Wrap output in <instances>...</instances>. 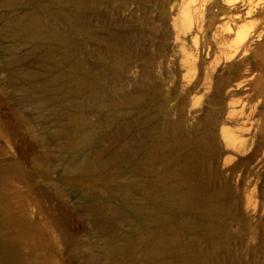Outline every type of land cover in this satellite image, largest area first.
Wrapping results in <instances>:
<instances>
[{"label": "rangeland", "instance_id": "1", "mask_svg": "<svg viewBox=\"0 0 264 264\" xmlns=\"http://www.w3.org/2000/svg\"><path fill=\"white\" fill-rule=\"evenodd\" d=\"M202 1L0 0V30L32 15L54 35L53 41L32 42L18 30L0 34V247L20 239L11 257L0 254V264H105L100 251L115 241L127 247L108 264H145L144 247L184 225L192 228L180 229L190 248L153 264H264V226L257 227L256 241L249 232L251 219L261 215L264 188H233L236 178L222 173L236 152L212 125L220 106L213 96L199 92L201 106L185 107L186 58L200 57L216 69L224 64L216 53L207 56L202 45L210 43L199 38L196 45L191 34L188 9L196 14ZM227 3L243 15L264 0H217L207 12ZM221 21L209 23L221 27ZM252 23L246 19L237 27L250 30ZM17 73L25 80L14 79ZM220 75L229 87L249 77L244 65ZM50 81L55 83L37 90ZM80 81L85 89H78ZM89 98L95 106L77 105ZM36 101L44 104L41 109ZM70 116L88 124L83 135L93 136V148L102 154L96 163L105 165L81 169L90 150L75 149L70 134L62 133ZM210 134L216 152L208 145ZM261 160L248 165L259 170ZM161 173L185 191L196 190L186 206L164 210L156 198L124 184ZM259 176L264 186V167ZM98 205L119 216L97 211Z\"/></svg>", "mask_w": 264, "mask_h": 264}, {"label": "bare ground", "instance_id": "2", "mask_svg": "<svg viewBox=\"0 0 264 264\" xmlns=\"http://www.w3.org/2000/svg\"><path fill=\"white\" fill-rule=\"evenodd\" d=\"M124 4L127 1L124 0ZM225 1V0H223ZM217 0H203L202 5L198 8L196 14L193 8L188 9L187 20L189 21L191 34L195 44H199V38L207 41L203 43L202 47L207 48V56L216 53L218 57L223 59L224 64L220 69L204 65V59L197 57L194 59L186 58L183 65L184 73L182 77V92L187 98L185 107L192 110L201 106V99L195 95L203 92L204 98L213 96L215 106L220 105L219 108L213 110V114L219 113L218 118H213L212 125L220 127L222 140L231 145L236 152V161H226L223 164L222 173L235 179L233 188H264L263 181L259 174L262 172L263 166L259 170H254L248 164L253 160L262 157L261 162H264V3L262 7L249 9L246 13L241 15L240 8L234 6V3H227L228 8L222 7L214 13L207 12L210 7L214 6ZM123 4V5H124ZM202 8V9H201ZM190 10V11H189ZM193 10V11H192ZM197 10V9H196ZM194 14V15H193ZM219 18L222 20L217 27L209 20ZM194 19L196 20L194 22ZM252 19L250 30L241 29L237 27L242 21ZM41 20L35 16L28 15L24 18L14 20L9 25V30L14 32L16 30L28 34L29 40L32 42L39 41H53L54 35H49L44 31ZM5 29L0 30V34L10 32ZM167 31L163 29L162 36H166ZM231 36H234L231 44ZM126 40L129 36L125 35ZM209 39V41H208ZM211 40V41H210ZM239 58V61H233ZM256 59V64L251 63V59ZM244 65L249 73L248 79L244 85L236 87H229L223 82L220 71L229 69L234 66ZM25 80V76L17 73L14 79ZM55 81H50L37 90H42L53 85ZM246 86V89L244 87ZM79 90L85 89L84 82H77ZM71 95H74L72 92ZM95 99L89 98L81 100L78 106L94 105ZM43 103L35 102V108L41 109ZM95 106V105H94ZM93 106V107H94ZM104 107L103 103H97V110L100 111ZM81 108V107H77ZM79 112V111H77ZM147 118H143L142 124L148 123ZM233 125L229 127L228 125ZM72 130V131H70ZM89 130V126L84 121H81L77 116H70L67 120L65 128L62 130L63 134H70V145L78 150H90L89 155L81 164L83 171L93 170L98 165H105V161H100L98 164L96 160L98 156H102L97 150L93 148L95 139L91 135H83L84 131ZM214 133V132H213ZM208 145L212 152H216V138L215 135L210 134L208 138ZM125 152H121L123 155ZM152 151L148 152L146 159L152 157ZM153 163L149 164V168L153 167ZM220 173V175H223ZM173 177L168 173H161L157 176L146 177L140 182L134 180H126L124 184L131 188L134 192L145 194L149 197L156 198V204L162 206L164 210L173 211L178 207L186 206L194 197L196 190L191 186L181 188L178 185L172 184ZM185 182L184 186L188 185ZM0 198L2 196L0 195ZM248 202L247 204H249ZM250 205V204H249ZM94 206V204L92 205ZM261 215L256 216L255 220L252 218L249 223L250 234L252 240L256 241L259 233L256 231L257 227L264 226V198L260 204ZM97 211L106 213L109 217L119 216V213L109 207L98 205ZM105 208V209H104ZM97 215V212H94ZM7 217V216H6ZM168 220L162 222L166 226ZM180 229L191 231V226L184 225L177 230H166L161 235L150 241L142 251V260L145 264H153L158 260L165 259L174 253L190 248L191 242H184L182 240ZM263 242V241H262ZM20 239L16 238L12 241L5 242L0 247V254L2 257H11L13 251L19 246ZM127 247L125 241H115L106 244L100 251V257L104 259L105 264H108L111 257H116L122 253ZM264 249V242L260 245ZM254 250H251L252 253ZM203 264V261H200ZM232 264V261H230ZM246 264H254L249 261Z\"/></svg>", "mask_w": 264, "mask_h": 264}]
</instances>
